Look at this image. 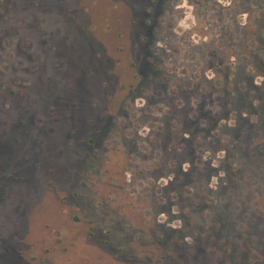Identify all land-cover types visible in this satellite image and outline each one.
<instances>
[{
  "label": "rangeland",
  "instance_id": "rangeland-1",
  "mask_svg": "<svg viewBox=\"0 0 264 264\" xmlns=\"http://www.w3.org/2000/svg\"><path fill=\"white\" fill-rule=\"evenodd\" d=\"M0 264H264V0H0Z\"/></svg>",
  "mask_w": 264,
  "mask_h": 264
}]
</instances>
